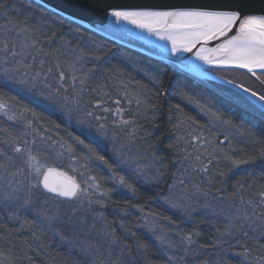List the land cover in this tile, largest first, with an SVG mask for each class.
Instances as JSON below:
<instances>
[{
	"label": "snow or ice",
	"instance_id": "obj_1",
	"mask_svg": "<svg viewBox=\"0 0 264 264\" xmlns=\"http://www.w3.org/2000/svg\"><path fill=\"white\" fill-rule=\"evenodd\" d=\"M249 7V0H190L161 5L108 6L104 15L114 18L116 24L125 22L169 41L173 55L193 53L197 60L208 65L245 69L264 85L261 79L264 76V14L247 12ZM0 12L4 20L0 24V89L14 90L22 97L30 94L52 98L69 122L75 119L81 126L80 135L69 132L68 140L61 138L52 143L47 129L41 135V116L34 109L27 105L16 109L0 92V117L4 124L0 126V264H35L36 256L47 257L48 264H69L70 261L71 264H152L148 257L149 244L121 220L120 228L136 238L135 246L125 243L107 222L104 212L116 187L127 188L133 194L136 191L124 175H118L117 169L123 170L126 166L133 173L152 171L153 176L145 178L157 184L163 178V158L155 153L148 155L139 149L132 150L138 118H147L151 107L149 98L137 94L133 114L127 85L123 91V99L129 105L126 109L119 90L109 85L103 74L96 76L97 68L89 66V53L83 48L71 47L72 41L65 38L55 20L41 17L32 23L36 16L31 8H9L5 0H0ZM21 16L25 18L20 19ZM216 40L221 42L208 47ZM92 58L99 59L95 53ZM227 82L235 85V81ZM235 86L264 102V90L257 91L243 84ZM109 88L112 91L106 90ZM207 114L217 131L224 130L223 140H216L211 132L209 136L197 133L189 125L187 138L178 139V143L183 141L182 149H176L181 154V178L169 187L163 199L173 208L187 210L186 199H191L189 193L195 189L194 194L204 199V207L211 209V215L222 218L223 230L216 228L217 235L211 245L198 243L195 237L200 232L184 233L178 226L177 240L163 228L149 231L163 249L164 264H195L197 258L200 264H208L201 254L209 247L217 256L239 247L242 251L237 255L243 256V264H264V186L256 190L251 185L238 183L229 193L225 188V173L221 171L219 175L225 179L218 181L220 187L216 192L223 195L217 196L211 191L216 177L210 174L214 160H231L237 166L248 163V160L232 159L229 154L232 140L238 133L264 146V123L259 127L252 123L238 125L231 118H224L220 110ZM260 115L264 118V111ZM110 123L125 135L119 147L113 146L112 157L106 158L102 153L107 147L101 145L99 135L93 136L85 129L95 128L98 134L108 138ZM16 125L20 126L19 131ZM111 139L114 141L115 135ZM225 143L229 149L221 147ZM94 161H99L111 173L108 179L115 181L113 188H105L102 177L89 174V165ZM69 171L81 178L69 175ZM184 177L189 183H185ZM205 183L208 188L203 187ZM208 197L217 202L215 206L207 202ZM9 222L15 226L9 227ZM54 247H63L64 255L59 252L53 255L49 249ZM77 256L79 259H74Z\"/></svg>",
	"mask_w": 264,
	"mask_h": 264
},
{
	"label": "trees",
	"instance_id": "obj_2",
	"mask_svg": "<svg viewBox=\"0 0 264 264\" xmlns=\"http://www.w3.org/2000/svg\"><path fill=\"white\" fill-rule=\"evenodd\" d=\"M5 4L11 7H22L25 9L31 8L32 12L35 16L38 14L44 13L45 15H49L56 19V23L61 26V32L65 36L66 39L71 40V47L83 48L86 52L89 53V56H92V53H95V56H98L99 59H92L90 61L89 66H95L97 68L96 76L99 77L101 74L105 72L114 71L113 78L118 75L125 64L124 61L117 57L116 53L124 52L133 57H142L144 60H151L157 65V69L154 71V76H150V78H146L142 75V73H137L136 81L138 84H141L146 88L151 96V107L149 113L151 116H154V119L151 117L146 123L150 127L151 131H153L154 145L158 148V153L164 159L163 168V179L159 185H148L144 183L140 178L134 175L127 167H124L123 170L117 169L118 175H124L125 178L131 183L136 191L132 196L126 195L122 193V187L116 189L115 192L112 193V203L111 205L117 207L118 209H123L127 207H139L143 210L152 209L153 211L160 210L166 217L171 218L175 223L183 224V218L178 212H171L166 209H162L158 204L161 197L164 196L167 188L169 187L171 176L174 171L173 164L178 162L177 158L172 157V154L169 152L172 148H169L168 145L172 144L171 138L173 134V125H174V116L176 110H181L186 116L193 118L195 121L204 122L202 117H200L197 112L189 107L185 102H183L179 98V94L181 93L182 87L187 85V87H192V90H196L201 93L202 96H205L211 99L217 106L218 109L224 113V118H231L236 124H255L259 127L262 123H264V118L261 117L260 113L264 111L258 105L254 104L244 95L233 91L231 88L219 84L220 92L212 91L209 86H204L201 82H195V77L188 74L185 71L180 70L177 66L163 61L151 58L143 53L125 47L115 41L104 37L91 29L77 23L63 15L55 13L54 11L48 9L44 5L38 3L35 0H5ZM15 15V14H13ZM3 13L0 12V20L2 23ZM20 19H22L20 17ZM59 38V37H58ZM90 42L101 43L103 44L102 49H95L94 47L90 48L87 45H90ZM109 65L112 70L108 69ZM233 71V75L236 73H240V81L243 82L245 86H251L253 89L260 91L264 90V85H262L259 81L256 80L255 77L251 76L250 73L240 70H229ZM236 72V73H235ZM260 75V73H259ZM264 80V76H261ZM216 87V86H215ZM224 90H230L232 93L228 94ZM0 92L4 93L8 103L12 101H16L15 106L22 107V105H27L28 107L34 109L40 116L41 119L39 121L41 127V135H45L44 129H47V135L52 138V143L60 140L61 138L68 140V133L71 132L73 135H80V128L74 123L69 122L67 117L63 115L61 112L51 109L49 107H45L41 103H37L35 99L28 96H17L14 90H10L8 88L0 89ZM15 99H11V98ZM57 125L59 127L57 128ZM19 131V129H17ZM245 139H250L247 136H243ZM83 138V137H81ZM239 149L241 151L240 156L243 158H248L249 162H251L254 171H259L264 169V155H261V152L264 151V146L259 145L258 149L252 148L250 150L248 144L240 141ZM102 145V144H101ZM103 146V145H102ZM79 152V148L77 149ZM106 158L112 157V150L107 147V151L103 152ZM254 157V158H253ZM91 169V173L97 175L98 177H102L101 183L104 187H108L111 185V180L108 177L111 176V173L108 172L106 168L100 165L99 161H94L89 165ZM68 170V169H64ZM72 172L69 171V174ZM80 177L77 175V179ZM78 179V180H79ZM264 185V181L262 183ZM105 216L107 218V222L113 227H115L117 235L124 240L125 243H131L135 246V239L124 232L123 229L120 228L119 220L115 217L110 210V207H107L105 210ZM185 224V223H184ZM11 222H9V227H14ZM201 232V236L199 241L201 243H209L210 237L212 236L205 227L199 229ZM138 238L144 240L149 244V252L148 257L152 264H164L166 257L162 254V251L155 243V241L146 233H143L140 230L135 231ZM27 236V232L24 233ZM213 242V240L211 241ZM207 249H212L211 247ZM240 249L239 247H235L229 251H236ZM53 255H56L57 252L60 253L61 256L64 255L65 249L63 247H54L49 249ZM35 264H48V258L44 256H36ZM74 259H79V257H74ZM71 264V261L69 262Z\"/></svg>",
	"mask_w": 264,
	"mask_h": 264
},
{
	"label": "rangeland",
	"instance_id": "obj_3",
	"mask_svg": "<svg viewBox=\"0 0 264 264\" xmlns=\"http://www.w3.org/2000/svg\"><path fill=\"white\" fill-rule=\"evenodd\" d=\"M41 17H47L49 20H55V18L50 17L49 15H45L44 13L38 14L36 16V20L31 21L32 23H37ZM22 19H24V16H21ZM4 20L2 19V23L0 20V24H3ZM88 47L95 49H102L103 44L101 43H92L90 42V45H87ZM99 51V50H98ZM117 57L124 61V68L118 72V75L116 77H112L114 71L112 70L111 66L109 65L108 69L110 72H105L104 77L108 78L107 83L109 85H112L115 89H118L120 92V98L122 101V105L127 109L129 107L126 100L123 99V91H124V85H127V91L129 94V97L132 98V104L130 105L133 114L136 111V104H135V97L137 94L143 96H147L149 98V102L151 104V96L149 92L146 90L144 86L141 84H138L136 81V75L137 73H142L143 76L146 78H150V76H154V71L157 69V65L153 61H145L143 59H140L138 57H133L129 54H126L124 52H118L116 53ZM93 58L92 56H89V60L91 61ZM123 82L122 84L120 82ZM67 87V85H65ZM192 87H187V85H184L182 87L181 93L179 94V98L185 102L189 107L194 109L197 114L202 117L204 122L195 121L193 118L186 116L181 110L175 111L174 116V125H173V134L171 138V142H173V145L176 147L172 148L169 152L172 154V157L177 158L178 162L173 164L174 171L171 176V181L169 184V187L176 182L178 179H180V171L183 170V167L181 165V154L177 152V148L183 147V141H180L178 143V139L181 136H184L187 138L186 133L190 130L189 125H191V129L195 132H203L205 136H209V132L213 133L216 137V140H223L224 135L223 129H220L217 131V127L213 124L212 120L210 119V116L207 114L208 112L219 110L218 106L209 98L202 96L201 93L197 92L196 90H192ZM107 91H112V88L106 89ZM113 95L115 96L116 93L113 92ZM26 96L31 97L35 99L37 103H41L45 107H49L51 109L57 110L59 112H63V110L59 107L58 103L54 101V99H44L41 96H32L30 94H27ZM14 108L19 109L21 107L15 106L16 101H12L9 103ZM143 111V109H141ZM150 108L147 111V118L140 117L137 121V137L135 143L132 145V150L135 152L137 149L141 153H147L148 155H151L152 153H155L156 156L161 157L158 153V148L154 145V138H153V131H151L150 127L148 126V121L152 116L149 113ZM99 114V113H98ZM66 116V115H65ZM127 117V114L125 116ZM111 117H109V120L111 121ZM71 122H74L80 129L81 126L78 125L73 119ZM103 123V121H101ZM0 126H4L3 124V118L0 117ZM17 129H19V125L15 126ZM115 127V131H114ZM18 131V130H17ZM85 131H90L93 136L99 135L100 143L106 147H108L110 150L113 149V146L119 147L121 142V137L125 135L124 132H121L118 128V126H113L111 123L109 124L107 128L108 138H104L103 133L98 134V130L95 128L92 129H85ZM235 132V130H232ZM115 135V140L113 141L111 137ZM211 138V137H209ZM242 141L243 143H246L249 146L250 150L252 151V148L258 149L259 145L256 143H252L250 139H245L242 135L236 133L235 139L232 140L231 148L229 149V145L225 143L224 145H221V147L225 149H229V154L231 155L232 159L236 160H248V158H243V156H240L241 151L239 149V143ZM151 146V147H150ZM252 147V148H251ZM190 151V149H189ZM220 155L219 153L217 154ZM163 158V157H161ZM147 163V161H145ZM166 166V164H165ZM184 166H187V163L185 162ZM126 167V166H125ZM159 167V165H157ZM252 167L251 162L248 163H241L240 165H233L231 163V160H223L218 159L214 160L213 164L210 166V174L214 175L216 179L213 180L214 187L211 188V191L214 195H223V193H217L216 189L220 187V184L218 183L219 180L225 179L226 177V184L225 188L227 192H232L234 189V186H236L238 183H243L247 187L248 185H251L253 189L258 190L262 185L264 181V169H261L259 171H254ZM130 170V169H129ZM179 170V171H178ZM131 171V170H130ZM164 171V170H163ZM223 171L225 173V177H221L219 175V172ZM132 172V171H131ZM133 173V172H132ZM164 173V172H163ZM89 174H92L91 172ZM134 175L138 176L140 180H142L144 183L148 185H159L160 183H156L154 180L146 179L147 177H152L153 172L152 171H146L145 173H133ZM69 175H74L77 178V175L80 177L78 173H71ZM164 176V174H163ZM81 178V177H80ZM79 179V178H78ZM163 179V178H162ZM185 183H189L187 178L184 177ZM199 179V178H197ZM162 181V180H161ZM111 185L105 188H113L115 186V181L111 180ZM167 188L165 195L168 194ZM204 188H208L209 185L205 183L203 185ZM116 189H119V187H116ZM122 193L132 196L133 193L129 191L127 188L121 189ZM115 192V190L113 191ZM112 192V193H113ZM112 193H111V200L108 201L107 207H110L111 213L118 218L119 225L120 221L124 220L125 225L127 228L131 229V231L135 232L136 230H140L143 233H146L149 235L155 243L158 245L160 250L163 254V249L159 245V243L155 240L153 234L149 231L150 228H156L157 230L163 228L165 231L169 233L171 238L173 240L179 239L178 232H177V226L179 231H182L184 233L189 232H200L199 229L205 227L209 231V233L212 235L210 237L209 243H212L211 241L215 239L217 233L216 228L219 227L221 230H223V223L221 217H214L211 215V209L204 207V199L199 197L198 195L194 194L195 189L192 190V193H189L191 196V199H186V205L187 210L183 207L181 208H173L171 205L164 202L163 197L160 198L158 204L162 209H166L171 212H178L181 217L183 218V224L181 223H175L171 218L165 219V215L159 210L153 211L152 209L149 210H143V212L140 211L141 208L139 207H127L123 209H118L117 207H114L111 205L112 203ZM207 202L213 206L216 205V201L213 200L211 197H208ZM105 210V209H104ZM125 212L127 214H125ZM174 222V223H173ZM185 223V224H184ZM201 236V232H200ZM199 237H195L197 239L198 243H201L199 241ZM242 249H238L236 251H227L223 255L217 256L215 254V251L213 249H204L202 250V259L208 261V264H243L244 258L241 255H237V253H240ZM166 257V256H165ZM195 264H200V258L196 259Z\"/></svg>",
	"mask_w": 264,
	"mask_h": 264
},
{
	"label": "water",
	"instance_id": "obj_4",
	"mask_svg": "<svg viewBox=\"0 0 264 264\" xmlns=\"http://www.w3.org/2000/svg\"><path fill=\"white\" fill-rule=\"evenodd\" d=\"M48 9L78 22L92 31L107 37L125 47L143 53L151 58L163 60L178 66L181 70L198 78L211 79L225 84L247 98L264 110V102L251 97L249 94L235 85L229 84V79L214 74L210 69H239L231 66L208 65L197 60L193 53H179L173 55L170 51L171 43L160 40L147 31L136 28L134 25L121 22L116 24L114 18L105 17L104 11L108 6L116 5H161L169 3H185L190 0H35ZM250 7L246 9L252 14H264V0H249ZM235 31V29H234ZM232 33H229L231 35ZM223 39V38H222ZM221 41L216 40L209 43L208 47H215ZM199 47V45H197ZM196 49H193L195 52ZM246 71L245 69H240ZM247 72V71H246ZM260 70H257V74ZM54 179H56L54 177Z\"/></svg>",
	"mask_w": 264,
	"mask_h": 264
},
{
	"label": "flooded vegetation",
	"instance_id": "obj_5",
	"mask_svg": "<svg viewBox=\"0 0 264 264\" xmlns=\"http://www.w3.org/2000/svg\"><path fill=\"white\" fill-rule=\"evenodd\" d=\"M138 58L143 59L142 57H138ZM143 60H146V59H143ZM147 61H151V60H147ZM210 70L217 75L223 76L225 78H228L230 80H233L235 82H239V83L243 84V82L240 81V76H241L240 73L238 74L235 72L236 75H233L232 74L233 71H229L228 69H210ZM195 82H199V83L201 82L204 86L205 85L209 86L208 88H210L212 91H216V92L219 91L220 92L221 88L219 89V87H217L216 84L214 83V81H212V80H201L198 77L197 78L195 77ZM224 91H226L228 94L232 93V91H230V90H224Z\"/></svg>",
	"mask_w": 264,
	"mask_h": 264
},
{
	"label": "bare ground",
	"instance_id": "obj_6",
	"mask_svg": "<svg viewBox=\"0 0 264 264\" xmlns=\"http://www.w3.org/2000/svg\"><path fill=\"white\" fill-rule=\"evenodd\" d=\"M78 23V22H77ZM82 25V24H81ZM84 26V25H83ZM163 41H165V42H169V41H166V40H163ZM172 64V63H171ZM173 65H175V64H173ZM228 70H230V69H228ZM231 70H240V69H231ZM240 71H242V70H240ZM246 72V71H245ZM199 79H201V80H211V79H202V78H199ZM216 83H220V82H218V81H215ZM237 83H239V82H237ZM220 84H222V83H220ZM240 84V83H239ZM219 85V84H218ZM217 84H216V86L217 87H219ZM222 85H225V84H222ZM225 86H227V85H225ZM227 87H229V86H227ZM231 88V87H230ZM233 91H236L237 92V90H235V89H233V88H231ZM243 95V94H242Z\"/></svg>",
	"mask_w": 264,
	"mask_h": 264
}]
</instances>
